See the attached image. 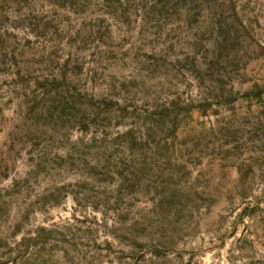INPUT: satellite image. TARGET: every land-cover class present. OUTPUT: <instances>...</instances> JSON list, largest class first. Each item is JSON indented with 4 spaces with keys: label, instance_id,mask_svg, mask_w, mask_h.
Wrapping results in <instances>:
<instances>
[{
    "label": "rangeland",
    "instance_id": "rangeland-1",
    "mask_svg": "<svg viewBox=\"0 0 264 264\" xmlns=\"http://www.w3.org/2000/svg\"><path fill=\"white\" fill-rule=\"evenodd\" d=\"M262 109L264 0H0V264H264Z\"/></svg>",
    "mask_w": 264,
    "mask_h": 264
},
{
    "label": "trees",
    "instance_id": "trees-1",
    "mask_svg": "<svg viewBox=\"0 0 264 264\" xmlns=\"http://www.w3.org/2000/svg\"><path fill=\"white\" fill-rule=\"evenodd\" d=\"M260 93L261 87L254 85L250 90L246 91L243 96L245 98L251 96L260 97ZM260 114L263 116L261 118L259 117L252 127L253 130L250 132L248 141L250 142V148L264 154V109L261 110Z\"/></svg>",
    "mask_w": 264,
    "mask_h": 264
}]
</instances>
